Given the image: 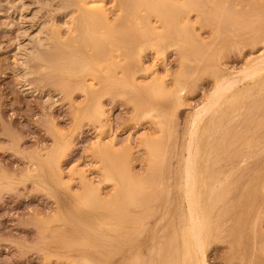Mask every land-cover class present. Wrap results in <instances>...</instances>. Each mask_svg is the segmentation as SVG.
Segmentation results:
<instances>
[{
  "label": "rangeland",
  "instance_id": "1",
  "mask_svg": "<svg viewBox=\"0 0 264 264\" xmlns=\"http://www.w3.org/2000/svg\"><path fill=\"white\" fill-rule=\"evenodd\" d=\"M105 1L118 15L119 34L99 56L82 41L68 53L30 43L45 19L56 15L63 22L70 0H0V264L166 259L171 249L163 246L164 237L177 223L176 175L192 110L203 105L216 79L241 70L264 49V0H176L171 16L151 12L140 0ZM30 47L41 62L26 59L24 67L23 49ZM154 75L163 83L160 93ZM241 102L228 125H238L233 134L222 140L219 130L203 142V152L215 146V167L230 173L209 237L208 264H264V85ZM101 135L114 154L95 149ZM121 162L135 178L150 175L160 184L142 205L136 203L143 197L135 205L123 202L133 217L120 212V200L106 207L118 200V182L104 181L103 169ZM83 184L95 188L104 209L86 204Z\"/></svg>",
  "mask_w": 264,
  "mask_h": 264
},
{
  "label": "bare ground",
  "instance_id": "2",
  "mask_svg": "<svg viewBox=\"0 0 264 264\" xmlns=\"http://www.w3.org/2000/svg\"><path fill=\"white\" fill-rule=\"evenodd\" d=\"M70 1H71V4L68 3L69 7H67V8H69L68 9L69 11L67 13H62L63 18H65L63 20V22L58 23L56 21V18H57L56 15L50 16L48 19H45L46 21H43L44 23L42 24L40 29L33 36H31L30 43L32 42V44H34V46L32 45L33 47L36 46V47L41 48V45H43L42 43L45 42L46 46L49 44L52 48H55V50H58L59 52H67L68 53L69 51L71 52L72 46L76 41H82L85 44H87V47L88 46L90 47V50L92 51L93 55L95 52H97L99 54V56H101L103 53L102 46L105 42L108 43L107 45H110L111 43L116 42L115 39L112 40V38H115V37H113V35L118 33L117 32L118 31V27H117L118 15L116 14L114 7L112 8V6H109L110 4L107 3L105 0H70ZM108 1H110V0H108ZM116 1H118V0H116ZM137 1H139V0H137ZM175 1L176 0H140L139 2L144 3L146 5V7L148 9H150L151 12L154 11V12H156L162 16H171L169 14L174 8V5L176 3ZM46 2H48V1H46ZM112 2H113V0L111 1V3ZM204 2L206 3L207 1H204ZM116 3H119V2H116ZM208 3L210 4V2H208ZM37 4L39 6V3H37ZM43 4L45 5L47 3H43ZM113 5H114V2H113ZM185 5H188V4H185ZM182 6H183V4H182ZM62 7L63 6L61 5V8ZM207 7H209V5ZM118 8H117V10H118ZM181 8H183V7H181V5H180V9ZM187 10L192 11L191 6H190V8L188 7ZM216 10H218V9L216 8ZM60 12H58V13H60ZM58 13H57V16H58ZM123 13H125V12H122V14ZM217 13H219V12L217 11ZM223 13H224V11H223ZM160 15L156 16V14H154L153 17H160ZM147 16H149V15H147ZM211 17H212V15H211ZM134 19H137V18H134ZM134 19H133L132 25L134 23ZM166 19H167V17H166ZM229 19H231V18H229ZM162 20H164V19H162ZM187 20H188V17H187ZM233 20L235 21V19H233ZM165 21H168V20H165ZM137 24H135V25L138 26ZM171 24H173V23H171ZM238 24H240V23H238ZM178 25H177V27H179ZM123 27H127V26H123ZM140 27H141V25H140ZM172 27H174V26H172ZM164 28L166 29V26ZM122 30L124 31V28ZM175 30H176V28H175ZM128 31H130V29ZM140 31H141V29H140ZM181 31H183V33L185 32L184 29H182ZM162 33H163V31H162ZM117 38H119V37H117ZM128 39H129V37H128ZM110 40H112L113 42L110 43ZM120 40H121V37H120ZM185 40L188 42L187 39H185ZM185 45H187V44H185ZM189 45H191V44H188V46ZM48 47L49 46H47L46 48H48ZM51 47H49V50L51 49ZM83 47H84V45H83ZM37 50H36V48L34 49L31 47H30V49L28 48V51L26 50V48L23 49V56H22L23 57V59H22L23 66H24V64L27 63V62L26 63L24 62V61H26V59L27 60L28 59L37 60V61L41 62L40 60H38L39 54H38ZM41 50L43 51V49H41ZM49 50H48V52H49ZM86 50H88V49H86ZM125 50H126V48H125ZM89 51H87V52H89ZM194 51L200 53L199 50H197V51L194 50ZM58 54H60V53H58ZM92 54H90V55L93 56ZM114 54H115V52H114ZM116 54H117V50H116ZM116 54L114 55L115 57H116ZM44 55H43V57H44ZM53 55H54V53H53ZM48 57H50V56H48ZM59 58H61V56ZM68 58L69 57H67V59ZM80 58L82 59V57H80ZM84 58H85V60H87L86 57H84ZM104 59H105V57H104ZM89 60H92V58ZM106 61H107V59H106ZM182 61H183V59H182ZM46 62H48V61L46 60ZM94 62H95L94 64L92 63L93 64L92 67L96 64L97 61H94ZM64 64H65V62H64ZM102 64H103V62H102ZM55 65H57V64H55ZM84 66H86V65H84ZM110 68H112V66ZM114 68H115V66H114ZM59 69H61V68H59ZM100 69H101V67H100ZM24 71L26 72V70H24ZM107 72H108V70H107ZM29 74H30V72H29ZM31 74H32V72H31ZM111 80H113V79H111ZM153 82L157 83L154 85L158 89L157 92L160 93V91H161L160 89H161L162 84H163L162 81H159L158 77L154 75ZM213 85H214L213 92L211 94H209V96L206 97L203 105L192 110L193 112L190 115L189 128L187 130V134H186L187 136H185V137H187V142H186V145L184 148V156L181 158V166H180V169L176 175L177 179H176V185L175 186H177V188L179 189V193H177L178 198L175 196L177 198V200L175 199L177 201V205H176L177 207L175 206L177 208L176 209L177 223H176V227L172 226L171 232L166 234V236L164 237V238H166V241L163 244V246L168 248V249H171V251L169 250L168 256L166 255L167 256L166 259H162V257H160V259L158 260L159 264H208L207 257H206V250H207V247L209 245V237H210V234L212 232L213 226L216 224V222L219 220V218L221 216V212L217 209V205L225 199L226 194L228 193L227 191L229 189L228 181H229L230 173L228 174L227 172L219 170L215 167L217 162L220 161V160L217 161L216 156L214 158L212 157L210 159V156L212 155V152L214 151L215 146H210L209 149H208L209 146H207L208 150L203 152L202 151V150H204L203 149V147H204L203 142L206 141L205 138H207L206 136L208 134L212 135L211 133L219 131V130H224V133L222 134V140H224V139L226 140V138L228 136H231L233 134L235 128L237 129L238 125L234 128V130H232L231 127L228 128V125L233 121L232 119H234L235 116L239 113L238 111H240V109H241L240 107H242V106H240L242 103L241 102L242 99L245 97H248L252 93V88L254 86L264 85V49L258 56H256V58H254L252 61H250L241 70L231 71L228 74L219 77L218 79H216V81ZM176 86H177V88H179V90L177 89L179 92L183 91V89L181 87V82H177ZM259 92L257 90V94ZM91 112H93V111H91ZM86 113H87V111H86ZM96 115L101 116V112L99 110H97ZM262 122H264V120ZM234 126H235V124H234ZM241 135H243V134L241 133ZM238 137H240V134ZM240 138H238V139H240ZM100 139H101V141L99 140L100 142H98V144H96L95 149L100 151V152H104V153L110 152V154H114L113 153L114 151L112 150V147H111L112 144H110V142L106 141L107 138L105 140L104 135H101ZM110 139H112V138H110ZM110 139H108V140H110ZM207 140H209V139H207ZM241 140H242V138H241ZM150 142H151L150 140L146 142L149 147H151V145H152V143H150ZM204 145H206V144H204ZM152 148L155 149L153 146L150 149H152ZM205 149H206V146H205ZM203 155L205 156L204 159L206 157H208L207 159H205V161L207 160V162H208L210 160V162H211L210 165H207V163L206 164L202 163L203 162V160H202ZM201 164H204V165L201 166ZM77 173H78V171H77ZM78 175H80V173ZM103 175H104L103 180L106 182H115V181L118 182L117 187H116V192H117L116 197H118V200H113L111 202H108L106 207L117 206V204L119 206V200H120V207H118V209H120V212L122 211L123 215L130 216V217H133L135 215H134V213L129 212V210L125 209V207H124L125 203L127 202L126 204L131 203L130 205H133L134 203H136L135 200H138L139 197L140 198L143 197L142 199H139L136 204H139V205L144 204L145 203L144 200H147L145 198H149L151 196L152 189H155L156 187H159V185H160L159 183L155 184L154 182H156L155 181L156 179L155 178L153 179V177L150 175L145 176V177H141V178H135L132 175V173L130 172L128 166L122 162L118 163V165L112 164L110 166L105 167L103 169ZM161 179H162V177H161ZM71 180L72 179H70V181ZM83 180H84V177L81 176V181H83ZM167 195H168V193H167ZM81 198L86 200V204L91 208H94L95 206H97V207L100 206L103 209L105 208L104 204L101 205V203H100L101 200L98 197L95 188H93L91 185H84L83 184V193L81 195ZM121 202H122V204H121ZM123 202H125V203H123ZM173 222H175V221H173ZM173 222H172V224H173ZM174 226H175V224H174ZM169 227H171V225ZM169 227H168V229H169ZM163 232H164V230H163ZM160 246H162V245H160ZM157 247L158 246H156V248ZM131 248L129 249V252L132 251ZM149 264H153V262H149Z\"/></svg>",
  "mask_w": 264,
  "mask_h": 264
}]
</instances>
